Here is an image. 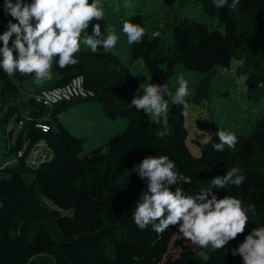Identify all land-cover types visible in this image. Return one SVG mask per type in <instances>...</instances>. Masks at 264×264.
I'll list each match as a JSON object with an SVG mask.
<instances>
[{
	"label": "trees",
	"instance_id": "1",
	"mask_svg": "<svg viewBox=\"0 0 264 264\" xmlns=\"http://www.w3.org/2000/svg\"><path fill=\"white\" fill-rule=\"evenodd\" d=\"M162 1L173 5L177 0ZM196 1L205 14L218 17L222 28L176 16L170 24L171 46L165 47L164 38L144 29L141 43L128 44L127 62L117 55V46L108 53L100 48L93 54L82 42L77 65L61 70L54 60L55 79L46 87L64 85L82 74L93 97L61 101L49 109L33 96L46 87L27 91L33 76L17 73L9 78L0 69V131L7 135L0 155V264H243L231 250L253 228L264 227V112L248 134L236 135L235 150L214 151L212 144L219 142L214 132L204 142L193 139L199 149L195 156L187 144L181 106L169 104L170 134L160 137L162 125L131 104L141 85L128 63L138 59L148 84L173 76L178 65L211 73L238 61L236 73L244 77L246 96L264 97V0H241L235 10L230 7L232 0L223 8H215L212 0ZM99 2L105 13L115 8L113 0ZM9 20L16 22L4 12V0H0V34ZM127 21L144 28L139 10ZM93 23H100L107 34L105 14ZM91 32L90 25L81 40ZM201 84L204 87L197 88L195 101L207 94L206 80ZM73 100H95L106 118H124L126 125L81 155L82 140L59 120ZM149 155H167L179 173L190 176L191 184L173 187L189 195L211 187L213 177L239 168L245 176L242 186L214 191L255 209L254 215L248 213L245 233L218 252L204 249L210 255L207 261L196 247L169 254L177 228L158 235L151 225L140 230L132 218L134 205L146 190V182L132 169ZM47 203L69 213L51 209Z\"/></svg>",
	"mask_w": 264,
	"mask_h": 264
},
{
	"label": "clouds",
	"instance_id": "2",
	"mask_svg": "<svg viewBox=\"0 0 264 264\" xmlns=\"http://www.w3.org/2000/svg\"><path fill=\"white\" fill-rule=\"evenodd\" d=\"M240 3L241 0H232L231 9L235 10ZM212 4L215 8H223L228 0H212ZM4 12L16 21L9 20L7 30L0 34V69L9 78L19 73L33 76L36 84H42L51 79L54 60L61 70L79 63L75 57L81 50V42L95 54L100 48L105 53L110 52L118 40L112 27H108L105 35L101 24L93 23L104 18L99 0H4ZM90 25L91 34L81 40L82 33ZM122 31L129 45L141 43L145 35L143 27L128 21L123 23ZM178 85L173 95L167 84L150 83L137 88L131 99L135 109L142 110L162 125L157 133L160 137L170 134L165 95L172 97L173 104L182 107V115H187L188 82L180 76ZM38 127L48 130L47 126ZM216 136L219 142L212 144L214 151L235 150L237 137L234 133L218 130ZM132 171L146 182V190L140 193L132 212L135 225L140 230L151 225L158 235L170 227L177 228L185 240L201 249L197 254L204 261L210 259L204 249L218 252L225 248L245 233L248 213L255 214V209L244 207L240 199L220 197L214 191L242 186L245 176L237 167L213 177L209 182L211 187L202 188L195 195L185 194L181 187L173 191L178 184H191L192 178L179 173L175 162L167 155H149L134 165ZM231 254L239 255L243 264H264V227L253 228Z\"/></svg>",
	"mask_w": 264,
	"mask_h": 264
},
{
	"label": "rangeland",
	"instance_id": "3",
	"mask_svg": "<svg viewBox=\"0 0 264 264\" xmlns=\"http://www.w3.org/2000/svg\"><path fill=\"white\" fill-rule=\"evenodd\" d=\"M104 0H101L103 2ZM122 1V5L119 3ZM30 2V0H26ZM115 8L104 14L107 18V29L112 27L118 36L117 55L127 62V38L122 31V26L128 16L139 10L144 17V29L150 35H160L164 38L165 47L172 45L171 21L174 17L188 18L208 24L212 28H222L218 17L204 13L202 5L196 0H177L173 5H165L162 0H113ZM135 74L141 88L148 85V75L140 59L128 63ZM238 61L232 62L230 67H217L211 73H204L178 65L175 74L162 79L160 84H167L169 92L173 95L178 88V78L183 76L188 82L189 95L186 127L188 131L187 144L190 151L199 155V149L193 139L206 141L212 133L225 130L238 134H248L253 122L264 112V97L253 100L246 96L244 77L236 73ZM164 66L160 67L162 72ZM55 79L51 72V79L42 84H36L33 79L27 84V91L35 92L36 89L46 87ZM202 80L207 82V94L201 100L195 101L198 87H204ZM36 93V92H35ZM24 98V96H22ZM26 98V97H25ZM169 104L172 97H164ZM66 106L59 115V120L68 126L70 131L83 142L81 155L93 146L100 144L109 135L118 132L126 125V119L118 117L109 119L103 115L101 105L95 100H82ZM151 118V117H150ZM152 119V118H151ZM6 133L0 131L1 145L6 138ZM51 209H56L63 214L68 210H61L47 203ZM195 246L185 240L181 234L176 233L169 254H180Z\"/></svg>",
	"mask_w": 264,
	"mask_h": 264
},
{
	"label": "built area",
	"instance_id": "4",
	"mask_svg": "<svg viewBox=\"0 0 264 264\" xmlns=\"http://www.w3.org/2000/svg\"><path fill=\"white\" fill-rule=\"evenodd\" d=\"M33 96L38 103L50 109L54 104L61 101L93 97V91L84 86L83 75L76 74L68 83L60 86L42 88L34 93ZM20 124H22L21 121L18 122V125Z\"/></svg>",
	"mask_w": 264,
	"mask_h": 264
},
{
	"label": "crops",
	"instance_id": "5",
	"mask_svg": "<svg viewBox=\"0 0 264 264\" xmlns=\"http://www.w3.org/2000/svg\"><path fill=\"white\" fill-rule=\"evenodd\" d=\"M52 72V71H51ZM54 74V73H53Z\"/></svg>",
	"mask_w": 264,
	"mask_h": 264
}]
</instances>
